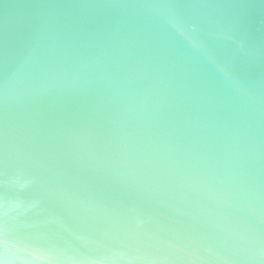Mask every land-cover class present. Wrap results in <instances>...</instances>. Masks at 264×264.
<instances>
[{
    "label": "water",
    "instance_id": "95a60500",
    "mask_svg": "<svg viewBox=\"0 0 264 264\" xmlns=\"http://www.w3.org/2000/svg\"><path fill=\"white\" fill-rule=\"evenodd\" d=\"M0 264H264V0H0Z\"/></svg>",
    "mask_w": 264,
    "mask_h": 264
}]
</instances>
